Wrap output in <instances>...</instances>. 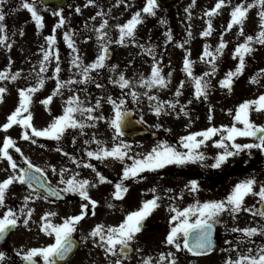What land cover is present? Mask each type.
<instances>
[{
    "label": "snow or ice",
    "instance_id": "snow-or-ice-1",
    "mask_svg": "<svg viewBox=\"0 0 264 264\" xmlns=\"http://www.w3.org/2000/svg\"><path fill=\"white\" fill-rule=\"evenodd\" d=\"M5 2L6 0H0V45L11 49L12 45L8 43L10 37L7 34V25L4 23L6 13L3 11V7ZM121 2L127 3V0H116L117 5ZM195 4L196 0H192L185 10L189 20H191V9ZM88 6L98 8L95 15L90 17L91 20L95 21L97 17L101 18L98 26L93 25L90 29L96 34V41L99 45L98 55L91 62L85 63L77 42L73 39L74 31H65L63 33L64 40L72 50L70 66L76 70V75L66 80L62 79L59 48L55 47L57 44L56 31L63 27L68 20L63 7L53 10L51 14L58 17V19L51 34L45 37L48 47L41 46L40 50L43 56L39 61V71L36 72V82L18 89V104L7 116L6 122L0 125V128L5 131L14 125L20 126L22 128L21 138L33 144L37 143L36 138L39 137L60 142L69 130H79L81 134H84L85 128L95 127L97 122L104 120L105 117L102 113L96 114L103 107L104 102L112 106L113 115L108 120L109 127L113 130V143L111 146L104 140L97 139L95 133H93L91 139L85 140L84 144L95 143L97 147L95 149H85L86 157L89 159L83 163L75 155L64 152L62 147L57 148V151L69 156L77 167L83 166L92 169L95 172L94 181L81 177L79 172H71L70 169L61 167L59 176L60 184L63 187L52 186L50 182L46 181L44 169L32 163L30 158L24 155L12 136L8 135L3 139L2 145H0V160H7L11 168V174L0 180V209H4L0 213V240H4L9 232L18 226L29 228L35 212V208L32 206L35 200L41 198L48 200L49 196L60 197L72 193L77 195L81 201L79 211L75 214L66 215L60 222L54 220L58 216L55 211H45L40 216L37 222L38 227L44 234L52 238V242L44 246L18 249V253L25 264H58V261H66L69 258V255L77 247L74 234L78 232V225L89 215L96 216V209L100 201L91 195L90 190L99 185L105 183L113 185L110 194L111 200L106 203L109 209H116L117 204L114 201H123L129 192L130 185L126 182L144 179L143 173L145 172H157L170 165L185 166L190 163H198L205 168L220 169L229 163L230 158L237 157L245 151L248 152L249 156L252 155L253 149L264 152V123H256L251 118L253 112H264V93L243 100L235 109H228V114L232 116L231 124H220L218 126L210 124L199 131H191L187 135L181 136L176 144L163 139L146 152H134L132 143L122 139L125 135V118L132 111L128 107V97L131 98L133 103L137 104L142 97H146L150 110L158 117L161 114L172 113H175L177 117L181 114L189 117L190 112L187 105L191 104L192 100H188L186 104L180 102L179 97L183 95L184 81L180 82L175 89L173 98L169 100H162L155 91H152L167 88L171 81V73H164L161 66L163 57L157 58L155 45L145 46L139 44L137 29L138 26L144 23L146 16H157V11L161 7L159 0H146L143 7L132 13L125 22L115 24L113 27L119 33L118 39L115 40L111 38L108 31L110 27L108 14L111 12V8L108 9V12H105L98 0H87L84 7ZM21 7L30 12L31 18L38 29L45 27V17L38 10L36 0H22ZM224 7H230V19L220 33L219 42L215 48L206 42L199 57L201 61L210 66L208 71L199 75L194 73L195 61L191 59V49L185 48V44L190 41L193 35L191 24L188 25L187 38L182 42H178V46L185 49L183 71L194 85L193 95L197 100L201 98L207 100L209 91L213 88L211 77L216 75L219 68L218 60L224 55L229 43L224 38L225 33L231 32L235 27L238 29L236 35L243 37L232 52L233 59L237 61L235 67L230 68L218 82L222 88L227 89L229 92L232 91L236 78L244 74L247 67L246 58L257 51L256 45L264 46V0H239L235 4L232 3V0H216L213 7L204 11L207 20L206 27L200 33L202 37L212 36L215 30L213 18L219 15ZM253 8L258 9V31L255 34H246V21L250 10ZM75 12L80 13L81 7L76 6ZM160 23L167 24L168 21L161 17ZM85 27H88L87 22H85ZM20 35H24L22 30ZM86 39H92V37L89 35L86 36ZM172 40L173 35L169 29L166 32L165 43ZM126 43L137 45L144 53L153 58L148 75L140 73L138 79H133L128 77L125 71L118 72V65L108 63L111 56L110 45H125ZM53 59L55 60V66L52 76H47L45 73L48 72ZM106 67L113 74L108 77L109 82L118 86L121 90L119 97L112 95L100 96L95 99L94 103H91L90 94L82 98L80 90L72 89L73 85H87L89 83H95L98 89H102L104 85L96 81L93 72L99 73ZM22 71L21 69L13 72L10 62L6 68L0 70V81H17L21 78ZM49 79L55 80V87L48 96L39 101L49 112H51L50 106L54 97H63L65 88H68L72 94L64 99L60 114L54 115L46 126L37 127L33 122V97L45 87L46 81ZM262 79H264V68L259 69L256 74L250 76L249 81L253 84H261ZM138 87H143L145 91H138ZM84 91L86 92L87 89L85 88ZM6 92L7 88L0 86V102L4 101ZM213 119L214 110L210 105L208 120L212 121ZM140 122H144L143 116L140 117ZM155 127L160 128L162 125L157 124ZM238 138L252 139L249 142L241 143L238 142ZM72 142H76L75 135L72 136ZM209 142L219 149L211 157L204 151ZM10 149L20 153L27 162V166L21 167L14 159ZM91 158H95L96 161L100 162L108 159L121 162L123 168L119 178L116 180L110 179L108 175L97 169L96 164L91 162ZM208 159L213 161L210 165L206 163ZM49 167L53 172L57 171L55 165ZM69 172L71 174L66 177L65 174ZM38 173H44V176H38ZM15 183L27 185L30 190L28 194L23 196L19 208L7 204L10 188ZM41 189L45 190L43 196H41ZM200 189L201 182L198 179H190L185 184L184 189L180 191L178 197L175 194L168 197L172 201L168 205L170 229L164 243L173 246L176 251L160 252L158 257L155 258L151 255L146 256L140 261V264H178L176 252L182 249L197 256L212 253L216 248L214 232L218 224H225L226 230L230 233L240 234L236 243L231 240L225 241L230 247L221 249V251H236V256L229 255L224 264H264V243L255 247H247L246 251H240L241 244H252L254 243L253 237L257 235L264 236V226L257 224L256 226L227 228L226 222L222 219L227 214L235 220L241 212H249L253 216L264 218V183L259 182L252 175L236 182L221 199L201 201L196 198L193 203L183 208L175 203L177 198H184L185 191L195 195ZM147 192L152 193L151 198L144 199L138 208L127 211L118 223H95L86 236H81L82 241L91 240L94 245L104 250V256L108 258V264H125L126 259H131V253L142 251L139 248L133 249V243L145 229L147 219L161 206L162 199L156 186L147 189ZM165 193H174V190L168 188L165 189ZM250 195L258 198L260 207L247 204L246 198ZM6 256V252L0 251V264H6Z\"/></svg>",
    "mask_w": 264,
    "mask_h": 264
},
{
    "label": "rangeland",
    "instance_id": "rangeland-1",
    "mask_svg": "<svg viewBox=\"0 0 264 264\" xmlns=\"http://www.w3.org/2000/svg\"><path fill=\"white\" fill-rule=\"evenodd\" d=\"M87 0H70L69 4L64 7V14L68 22L61 28L57 29V44L55 47L59 48L60 63H61V78L68 79L69 77L76 75V70L70 66L72 59V50L68 47L64 40L63 33L65 31H74L73 39L76 40L77 46L80 50L84 62H91L96 55H98L99 45L96 41V34L94 31H90L93 25L98 26L100 23V17H97L95 21L90 17L94 16L98 11V8L93 6L84 7ZM239 0H232V3H238ZM22 0H6L3 11L6 13L4 23L7 25L10 39L11 49L0 45V70L6 68L11 62V70L13 72L17 70H23L22 76L17 81H0V86L7 88V92L4 94L5 99L0 104V125L6 122L7 116L15 109L18 104L19 96L18 89L25 87L28 84H34L36 82V72L39 71V61L42 59L43 53L41 52V46L48 47L45 37L51 34L54 24L58 17L53 16L51 13L57 9L53 6H43L40 0H36L38 10L45 17V27L38 29L35 22L32 20L30 12L21 7ZM98 3L103 6L104 11L108 12L111 8V12L108 14L109 19V35L112 39H118V30L113 27L117 23L125 22L132 13L139 10L146 3L145 1L138 5L137 0H127V3L121 2L117 5L116 0H98ZM206 4L199 5L198 9L191 10V20L188 19L186 11H183L180 7L172 5L168 11H162L158 9L157 16H146L144 23L138 26L137 39L139 44L145 46L155 45V51L157 58L163 57L161 66L165 74L171 73V81L167 88L154 89L157 95L162 100H169L173 98L175 89L179 86L181 81L185 82L183 95L179 97L182 104H186L188 100H192L191 104H188V110L190 112L189 117H185L182 114L177 117L175 113L161 114L159 117L150 110L149 102L146 97H142L140 102L133 103L131 98L128 97V107L135 111L136 117L140 119L143 116L144 124L151 130L158 132L160 135L152 139L136 138L135 140H129L123 138L132 143L134 152H146L151 149L158 141L163 140L162 136L168 134L175 140L183 135H187L191 131H199L208 127L210 124H231L232 116L228 114V109H235V107L245 99H250L264 93V79L261 84L250 83V76L256 74L259 69L264 68V46L256 45L257 51L251 56L247 57V67L242 76L236 78L235 85L231 92L222 88L219 85V80L223 78L224 74L230 69L234 68L237 61L233 59L232 52L236 44L242 41L243 37L236 35L238 29L233 28L231 32L225 33L224 38L229 42L227 48L224 51V55L218 60V71L215 76L211 77L213 88L209 91L207 100L194 98V85L191 83L183 71V58L185 56V49L178 46V42H182L187 38L188 25L191 24L192 37L190 41L185 44V48L191 49V59L195 61L194 73L199 75L205 71H208L210 66L199 59L203 46L207 42L215 48L219 42L220 33L226 27L230 19V7H224L219 15L213 18L214 32L210 37H202L201 31L206 27L207 17L204 16V11L213 7L216 1L205 0ZM130 5V6H129ZM80 6L81 12L76 13L75 7ZM257 8L250 10L248 20L246 21L245 32L246 34H255L258 31V17ZM165 18L168 23L161 24L160 18ZM87 22L88 27H85ZM171 30L173 40L165 43L166 32ZM23 31L24 35H20V31ZM15 33V35H13ZM91 36L92 39H86V36ZM110 48L113 50V57L109 59V64H116L119 66V71H125L126 75L133 79H138L140 73L148 75L150 73L151 64L153 58L147 53H144L135 44L126 43L125 45L112 44ZM131 61V63H130ZM55 66V60L49 65L47 76H52ZM113 75L106 67L101 72H93V76L98 83H102L104 87L98 89L95 83H89L87 85L78 84L73 85V90H80V95H91V103L95 102V99L100 96L112 95L119 97L121 90L118 86L112 85L108 77ZM79 78V77H77ZM55 87V80L49 79L46 81L45 87L37 92L33 97V122L37 127L46 126L54 115H58L62 112L64 99L72 92L65 88L63 90V97H54L53 103L50 106L51 112H49L43 105L40 104V100L48 96L52 89ZM87 89L85 92L84 89ZM138 91L143 92V87H138ZM212 106L214 110V119L208 120L209 107ZM178 110V109H177ZM103 114L104 120H100L96 123L95 127L85 128L84 134H81L79 130H69L68 133L62 138L60 142L51 140L45 137H39L37 143L33 144L30 141L23 140L22 128L14 125L7 131L0 128V145H2L3 139L10 135L12 136L17 145L21 148L24 155L30 158L32 163L38 167L43 168L45 173H51L50 165L56 166V173L59 174L61 167H66L71 172H79L83 178H89L95 180V172L87 167H77L69 158L65 156L63 152L57 151L58 147H62L64 152H68L73 155V152H79L83 160L86 162L89 158L86 157L85 149H95L97 146L95 143L85 145L84 141L91 139L92 134L95 133L97 139L104 140L109 146L112 145L113 130L109 127L108 120L113 115L112 106L106 102L103 103V107L97 111L96 114ZM256 123H264V112H253L251 117ZM157 124L162 127H155ZM170 129V131H169ZM75 135L76 142H72V136ZM252 138H238V142L246 143ZM70 147V148H69ZM69 148V150H68ZM13 156H15V150L10 149ZM209 157L214 156L219 151L211 142L208 143L204 149ZM257 153H263L260 150L253 149L252 155ZM253 156H249L245 151L239 156L230 158V162L239 160L240 158L248 159ZM78 159V158H77ZM79 160V159H78ZM240 161V160H239ZM91 162L96 164L99 171L109 170L113 176L118 179L122 172L123 164L119 161L108 159L104 162L96 161L95 158H91ZM213 161L208 159L207 164H211ZM238 163V162H237ZM175 166L170 165L165 169L158 170L157 172H145L142 180H130L127 181L130 185L129 192L123 201H114L117 204L116 209H109L107 207V201L111 200V192L113 190L112 184H102L96 188L90 190L91 195L100 201V204L96 209V216L89 215L86 217L80 225H78L77 236L81 240V236H86L95 223L104 222L105 224H115L121 221L127 211L134 210L141 205L144 199H149L152 193L147 192V189L151 187H158L159 194L162 199L160 207L153 212V214L147 219L146 227L141 234L138 235L137 240L133 243V248L142 249L141 252H135V255L131 259H126L125 264H140V261L146 256L158 257L160 252L176 251L173 246H169L164 243L165 237L170 229L168 211V205L172 203L169 200V196L176 195L178 197L181 190L184 189L185 184L190 179H198L201 182L200 191L193 195L185 191L183 199L177 198L175 203L180 208L193 203L194 199L199 198L201 201L207 199H221L228 191L219 189L220 185L225 182L226 165L220 169L205 168L198 163H190L185 165L182 169L176 170ZM0 172L6 178L11 174V168L7 160H2L0 166ZM66 173L65 176L71 174ZM207 174H210L207 176ZM254 175L257 180L264 183V170L258 172H251L246 175ZM3 178V179H4ZM244 175L234 176L231 181V188L240 179H243ZM55 182V180H54ZM56 183V182H55ZM17 184V183H15ZM14 184V185H15ZM19 184V183H18ZM207 184H210L208 188ZM55 186L63 187V185L55 184ZM171 188L174 193H165V189ZM21 189L22 198L25 194H28L30 190L26 185L19 184V190ZM69 197L64 203H52L43 198L35 200L32 206L35 208L32 221H30L29 228L18 226L10 242L14 253H17L20 248H31L37 246H44L47 243L52 242V238L44 234L38 227V221L40 216L45 211H55L58 216L54 218L55 222H60L66 215L75 214L79 211V205L81 203L80 198L72 193H68ZM258 198L249 196L246 198V202L249 206L255 205ZM256 201V202H255ZM222 219L226 222L227 228L235 226H256L260 224L264 226V218L259 216H253L249 212H241L237 215V218L233 220L230 216L225 214ZM217 236L219 239L218 248L206 255L195 256L186 252V250H180L176 252L178 257V264H224L225 259L232 255L236 256V251H221V249H228L230 246L225 243L226 240H231L236 243L239 233H230L226 230L225 224L217 225ZM254 243L241 244L240 251H246L247 247H255L261 243H264V236L257 235L252 238ZM19 255V253H17ZM19 258L21 256L19 255ZM114 259V258H113ZM22 260V258H21ZM68 264H108V258L104 256V250L92 243L91 240L82 241L79 252L69 261Z\"/></svg>",
    "mask_w": 264,
    "mask_h": 264
},
{
    "label": "flooded vegetation",
    "instance_id": "flooded-vegetation-1",
    "mask_svg": "<svg viewBox=\"0 0 264 264\" xmlns=\"http://www.w3.org/2000/svg\"><path fill=\"white\" fill-rule=\"evenodd\" d=\"M138 1V5H141L144 1L146 2V0H137ZM216 1V0H214ZM192 0H178L176 1L175 3H172V4H169V5H166L165 7H160L159 9L162 10V11H168L169 8L174 5L176 7H180L181 9L183 7H186L183 9V11H185L188 6L191 4ZM201 4H206L205 3V0H196V4L194 7H192L191 10H196L198 9L199 5ZM70 148V147H69ZM68 148V150H69ZM73 155H75L79 160H83V157L82 155L79 153V152H73ZM256 156V155H255ZM14 159L17 160L18 164L21 166V167H24L25 165V160L23 159V157L20 155V153H17L15 154V156H13ZM257 157L260 158V160L262 159V156L258 155ZM2 165V160H0V166ZM230 166V168L228 169V171L226 172V175H225V182L223 183V185H220L219 189H223L225 191H230L231 190V181L233 179V171H239L241 172L242 174H248L249 171H252V170H258L260 171L261 169L264 168V163H256V164H251V163H238V164H233V163H229L228 164ZM176 167V170L178 169H182L183 167L185 166H175ZM234 167V168H232ZM105 175H108L110 179H113L115 180V178L112 176V173L105 169L101 170ZM175 174H178L177 172ZM44 175V173H43ZM4 178V176L2 175V173L0 172V180H2ZM46 179L48 182L51 183L52 186H55V184H60V176L58 173L56 172H53L51 171V173H46ZM55 180V182H54ZM208 188H210V184H207ZM66 195V194H65ZM68 195V194H67ZM22 203V193H21V189L19 190V184H15V185H12L11 188H10V192L8 194V199H7V204L9 206H13V207H16V208H19L20 204ZM4 211V209H0V213H2ZM18 227H16L15 229H17ZM13 229L10 233V236L13 235V232L14 230ZM9 236V237H10ZM75 237L78 238L77 234L75 233L74 234ZM79 241H80V244H81V240L80 238H78ZM8 239H6L1 245H0V251H4L7 253V256H6V264H22V260L21 258H19V255L17 253H14L12 248H10L11 244L10 242L7 241ZM80 250V247L77 251V253L79 252ZM76 253V254H77ZM68 264V263H66Z\"/></svg>",
    "mask_w": 264,
    "mask_h": 264
},
{
    "label": "water",
    "instance_id": "water-1",
    "mask_svg": "<svg viewBox=\"0 0 264 264\" xmlns=\"http://www.w3.org/2000/svg\"><path fill=\"white\" fill-rule=\"evenodd\" d=\"M42 1L46 4L55 3V4L60 5V4H63L64 2H66L67 0H42ZM170 1H172V0H159V2L162 4H166ZM133 115H134V113H133V111H131L129 113V115L125 118V126H124L125 135H127L129 137H134L136 135L145 134L147 132L146 128L137 119H135L133 117ZM155 135L156 134H153V136H155ZM38 176H41V175H39V173H38ZM41 193L44 195L45 190L41 189ZM49 198H58V197L49 196ZM214 238H215V232H214ZM59 262H63V261H59Z\"/></svg>",
    "mask_w": 264,
    "mask_h": 264
}]
</instances>
